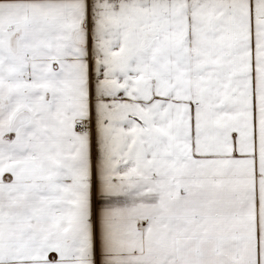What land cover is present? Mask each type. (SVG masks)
<instances>
[{"label": "snow or ice", "instance_id": "1", "mask_svg": "<svg viewBox=\"0 0 264 264\" xmlns=\"http://www.w3.org/2000/svg\"><path fill=\"white\" fill-rule=\"evenodd\" d=\"M0 264H264V0H0Z\"/></svg>", "mask_w": 264, "mask_h": 264}]
</instances>
